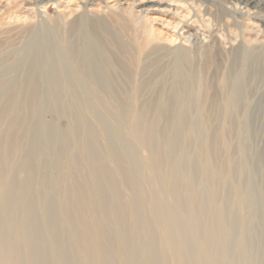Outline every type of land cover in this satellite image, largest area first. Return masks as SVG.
<instances>
[{
  "label": "rangeland",
  "instance_id": "1",
  "mask_svg": "<svg viewBox=\"0 0 264 264\" xmlns=\"http://www.w3.org/2000/svg\"><path fill=\"white\" fill-rule=\"evenodd\" d=\"M260 2L264 3V0H260ZM217 6V12L220 17L219 19H216V17L212 15L215 10L213 6L197 0H98L93 3L91 1L89 4H87L85 0H46L43 2H39V0H0V129L5 130L6 128V135L10 134L13 129L17 132V138L14 141L9 142V146L13 145L12 147L16 148V151L17 149L19 150L15 154L16 158H12L14 164L17 163L18 160L21 161V154L24 150H28L32 143H37L41 147V155L38 157V160H31V165L33 168L32 173H34L42 183V193L39 199L48 206V213L44 218L45 222L49 221L57 223L59 219L55 209V195L48 188V180L50 181V179L53 178L52 176H54L53 170L56 169L57 171H55V175H59L60 173V169L57 167V159L59 158L58 156L60 155V152H62V154L67 152V149L62 145L58 134L59 132L66 130L69 121L77 124L81 118L86 119V122L92 126L97 124L96 126L99 129V136L101 138L98 137L99 141H97L98 143L95 144V147L97 152L104 156V163L107 162L110 167H113L114 165L113 160V162L111 160L108 161L109 159L106 153L109 148H114L118 152V155L127 156V159L129 157L131 159L134 158L132 160L126 159L127 166L129 165L127 167V169H129L127 170L129 179L132 181L139 180V182H137L141 185L138 186L143 188V195L144 197L146 196L147 203L152 200L151 202L157 207V202L159 203V201L156 202L157 199L154 200L156 197H154V199L150 198L155 196V187L151 182V178L153 175H156V170L153 171L154 168H147L142 163L146 162L145 157L147 154V152L142 149V141L134 132V134L127 132L130 131V129H133L130 120L128 118L125 119L127 117L128 107H130V103L133 100H136L135 103L137 102L135 105L137 109L134 107L135 111L142 109L146 103L162 97L171 102L168 112L165 117L159 121L158 126L159 129L165 130L164 134L168 133L167 138L171 142L172 151L166 158V162L169 163L171 167L178 168V170H172L171 175L173 173L178 176L177 182L175 183V189H178L177 200L181 205V209L186 212V215L188 214L189 207L188 195L185 192L180 191L182 190L181 187L183 184H185V176L187 174L186 170L178 167V164H180L182 159L181 151L184 146L182 134H187L193 137L196 136V133L199 134L200 137L195 142L194 139H189V148L193 149L197 146V143L201 144V142L206 141L209 145L208 149L211 150V152H214L212 153L214 163H216V165L217 163L219 164L220 174L218 173V175L222 176L227 173L228 176L229 174L231 177L233 175V181L239 179L236 177L235 173L238 164V146L243 141L244 134L242 131H238L237 128L240 125L242 118L235 119L232 117H224L223 114L220 115L222 107L219 101L218 107L216 106V109L218 110H216L214 118L211 119V117H209L210 124L207 128L203 127L204 130L201 131L202 126L197 122L198 120H196L195 116L196 110L194 111V109L196 108H193L192 104H190L189 109L191 108L190 111L192 112V115L190 114L189 118H178V107L175 102L177 100V93L180 91V84L178 83L180 80L173 75L174 69L177 66H181L182 68L184 66V69L189 66L193 69V72L185 78L188 80L189 84L186 87L184 86L183 94L187 95L190 99H195L201 95L198 76L203 74V59L202 54L198 53H201L204 49L207 48L212 51L218 49L219 51L225 52L231 48L241 46L245 47L247 51H264V24L257 18L253 17L254 13L258 12L257 8L252 5L245 6L244 4L233 0L227 5L228 8H234L247 13V15L241 17L240 15H234L233 19L229 15L224 14L225 12L227 13V9H225L221 3H217ZM260 13H262V11H260ZM262 14H264V12ZM113 17H117L118 20L114 21ZM74 18H78L82 21H97L100 23V27L104 29L107 32L108 37L114 41V49L118 52V54L116 52L113 55L114 57L112 59L114 69L112 70L110 77L113 79V86L111 85L108 89L101 85L97 86L99 91L96 89L98 93L96 95H99V101H95L96 105L93 104L92 100H90L89 96L84 92L83 77L82 74L77 71L79 63V61L76 60L77 55L69 54L67 50H65L66 47L64 44H72L74 42L73 38H69L70 41L66 36L68 26ZM203 25L206 26L204 27ZM210 31H213L215 34V41L209 36ZM125 54H128L127 59ZM256 56H258V54ZM195 67L196 69H194ZM53 70H56L57 72L54 71L55 73H53ZM206 74L208 77L207 82L209 81L211 84L208 88V94H213L218 97L220 95L222 97L223 92L217 88V79L215 76L211 74V72ZM53 75H59L63 80V84L61 83L57 85V87H59L52 91L50 81ZM244 78L247 79L246 76ZM246 81L245 83L247 85L249 84V87L247 88V85H244L246 88L242 89L244 93L241 92L242 90H239L240 92H238L239 88L237 82L232 80L231 83H233L231 86L233 89L237 90L238 100L241 99L246 105H248V103L250 104L251 102H249V100L253 98L252 100L254 102L248 107H245L248 112L246 121L249 122V119H252V115L255 112L264 116V81L254 82L255 80L253 79L250 81L247 79ZM62 85L64 87L63 91H61ZM18 86L20 87L18 88ZM21 86L24 88V91H22L23 88ZM72 86L77 89L68 90L72 94L71 95L66 91V88H72ZM253 86H257V88L252 90L251 88H253ZM32 89L30 103L27 106L24 102L26 100H24L23 97H25V95ZM247 89L248 91H246ZM54 91L56 93H54ZM50 92L58 95H61L62 93L61 97H65L64 100H67L68 103V111L66 113H63L60 116L57 114L58 109H61V107H59L57 103L55 104L51 102L50 98L52 94ZM66 92L68 96L67 98L65 96ZM119 92H123V95L121 93L122 108L119 106L118 110H116L111 107L108 108L105 103H103L104 105L102 104L100 98L104 96L103 99H109L113 102L115 97L120 94ZM77 93H81L80 97L82 96V101H75L74 98L77 96ZM99 93H101V95ZM10 94L13 96L11 97L13 98L12 107L7 105V99L10 98ZM247 97L249 98L248 100ZM19 102L20 105L17 104ZM242 102H240V104H242ZM123 103H125L124 106ZM208 104L209 103L206 102L204 107L206 106L207 108ZM98 105L100 106L98 107ZM126 105L128 107H126ZM242 105V107L245 106L244 104ZM86 109H91V112L87 115H85ZM109 109L112 110L110 111ZM15 112L19 114L17 119L21 121V124L18 125L17 121L16 125L13 124L14 128H8L7 122L2 120L8 119L11 117V114H15ZM116 112L120 113V118L123 117L121 119L122 124L120 127L117 126L113 119V115H115ZM14 114H12V116ZM148 116L149 114L145 116L147 120L150 118ZM123 119L125 120V124H123ZM127 120L129 121L126 122ZM192 121L194 122L192 123ZM145 123L146 121L144 124ZM252 123L253 127L257 130L263 128V119L260 120L256 118ZM175 129L178 130L175 131ZM228 129H230L231 132L228 131ZM226 130V137L228 138L230 146L228 151H225L223 147L219 146L220 137L217 136L218 132ZM259 134L257 143H254L251 139L250 144L252 146L254 144L259 153L264 155V130L259 131ZM23 135H27V137H23ZM84 139V144L92 143L89 137ZM2 141L3 140H1L2 146H0L1 152H3L8 146L6 140L3 141L4 143H2ZM217 147H219L218 151ZM155 150L159 151L160 148L156 147ZM69 153L70 155L73 154L76 158V154L79 153L78 147H69L66 154ZM78 158H80L79 154L77 159ZM246 159L249 168H252V170L258 169L259 171L258 180L256 179V181H253L256 185L255 194L259 196L260 189L264 186V167L260 163L258 165L252 155ZM135 163L137 164V168L139 166L138 169L135 168ZM141 163L145 168H140V166H142ZM5 166L4 169H7L8 167ZM200 166L201 157H195L190 164V170L198 179L201 177ZM14 167L15 165L9 167V172H7L9 180H7V182L11 181L10 183H12L14 194L19 195V183L21 179L25 177V174ZM81 169L84 170L82 167ZM80 173H83L82 175L80 174L81 178L83 177L82 179H88V177H90L86 168L84 172L80 170ZM143 174L146 178L142 177ZM138 175H141V179ZM48 176L51 177L49 178ZM214 178L215 176H210L209 181H214ZM233 181L230 182L231 185L233 184ZM143 182L147 185H144L145 183L143 184ZM146 186L147 189L145 188ZM126 191L127 190L124 191L125 193H123V197L127 199L130 197V192ZM148 194L154 195L149 196ZM201 194L206 195V192H201ZM219 194L221 201L224 199L226 203V207H224L222 212L225 214V217H223L224 224H228L234 232L228 242L231 262H229V264L243 263L245 255L249 256L253 251L256 252L258 248L261 249L259 259L261 258V260L264 261V206L262 204H256L258 202L256 200L252 218L249 217L251 216L250 212L253 207L250 203L246 201L243 203L244 205L242 204L243 206L240 205L241 207L236 203L234 205V201L236 200H234L235 198L232 200V194L228 192L225 186L220 188ZM147 197L151 200L149 199L148 201ZM141 203H136L134 205V210L139 212L141 209V214L139 215H141L140 217L142 221L151 226L153 221H155V217L151 215L154 213L153 209L148 203L150 209L146 208L145 212L142 213L146 204ZM152 203L150 205L153 207L154 204L152 205ZM106 205L109 206V201L107 198H104L101 201V207L106 209ZM160 210V215L161 212L162 215H166H161V218L159 215L160 219L163 218L162 221L169 218L171 219L175 213V210L170 208L168 209L169 213L167 212V209L166 211L164 210V207H161ZM17 214L20 216H17ZM17 214L14 215L13 218L15 223L22 221V215L19 212ZM103 215L106 216L105 213ZM15 216L17 217L15 218ZM34 221L35 224L31 231V235L33 241H35V247L37 249L38 264H54L51 253L52 249L59 242L64 244L65 249L69 253L73 252L75 246L74 243H70L69 241L71 240L66 237L67 232H62V235H56L55 239L52 241L40 243L39 239L43 231V219L39 214H35ZM171 221L168 223L169 225H167V223H165L166 226L163 224L162 227L164 231L172 228L171 226L176 227L171 224ZM249 221L251 223H249ZM177 222L179 228L176 227L178 229L176 230V235L178 233L182 234L185 243L188 245H194V243H200L199 245H202L201 240H204L205 238L203 237L205 236L204 227L208 224L205 218L199 216L193 220H189L187 217V220L184 221L179 218ZM123 225L127 230L131 223L129 220H126ZM246 226L248 227L246 228ZM192 227H196L195 229L198 230L194 236L192 235ZM179 229L182 231L180 232ZM239 237H241L245 243L247 242V244H249V247L247 246L245 251L242 249L239 250L236 247L235 243L238 241L237 238ZM199 240L200 242H198ZM253 247H255V250H253ZM204 248V250L208 249L207 251L215 250V248H209V246L205 245ZM218 252H220V250L217 246V253ZM67 264H71L70 261H68Z\"/></svg>",
  "mask_w": 264,
  "mask_h": 264
},
{
  "label": "bare ground",
  "instance_id": "2",
  "mask_svg": "<svg viewBox=\"0 0 264 264\" xmlns=\"http://www.w3.org/2000/svg\"><path fill=\"white\" fill-rule=\"evenodd\" d=\"M40 1L43 2L46 0H39V2ZM85 1L87 4H89L91 3V1L93 3L98 0ZM197 1H203L208 5L213 6L215 10L212 15L216 17V19L220 18L217 12V3H221L223 7L227 9V13L225 12L224 14L229 15L233 19L234 15H240V17L243 15H247L246 12L227 7V5L230 4L233 0ZM236 1L244 4L245 6L252 5L253 7L257 8L258 12L254 13L253 17L257 18L264 24V14H262L264 12L263 2H260V0ZM260 11H262V13H260ZM113 20L117 21L118 18L113 17ZM100 26L101 24L97 21H82L78 18H74V20L68 26L66 35L68 39L73 38L74 42L72 44H64V46L66 47L65 50H67L69 54L77 55H75L77 58L76 60L79 61L77 71L82 74L84 92L89 96L94 105H96L95 101L99 99V95H96L98 94L96 90L98 89L97 86L101 85L108 89L113 84V79L110 77V74L114 69L112 63V59L114 57L113 55L117 52L116 49H114V41L108 37L107 32ZM203 26L205 27L206 25ZM209 36L214 41L216 40L214 38L215 34L213 33V31L209 32ZM254 51H247L245 47L237 46L225 52L219 51L218 49L212 51L206 48L201 53H198L202 54L203 71H201L203 74H200L198 76L201 95L195 99H190L187 95L183 94V88H185L189 84L188 80H186L185 78L193 72L192 67L188 66L184 69V66L183 68L181 66H177L174 69L173 75L176 76L178 80H180L178 82L180 84V91L177 93V100L175 101L178 107V118H189L190 114L192 115V112L190 111L191 108L189 109L190 104H192L193 108H196L194 109V111L196 110V120H198L197 122L202 126L201 131H203L204 128H207V126L210 124L209 117H211V119L214 118L216 110H218L216 109V106L218 107V102L220 101L219 103L222 107V112L220 115L223 114L224 117H232L235 119L242 118L237 130L240 132L242 131L244 134L243 141L238 146V164L235 175L239 179H235L234 181L232 180L233 175L232 177L230 176V174L228 176L227 173H225L226 175L222 173V176L218 175L220 170L219 164L217 163L216 165V163H214L212 155V153L214 152H211V150L208 149L209 145L206 143V141L201 142V144L195 143L197 146L193 149L189 148V139H194L195 142L200 137L199 134L196 133L195 137L187 134H182V137L184 139V146L182 147V159L180 161V164H178V167L186 170L187 174L185 176V184H183V186L181 187L182 190L180 191L185 192L188 195L189 207L187 215L186 212L181 209V205L177 200L178 189H175V183L177 182L178 176L173 173L171 175V171L178 170V168L171 167L170 164L166 162V158L172 151L171 142L167 138L168 133L164 134L165 130L159 129L158 126L159 121L163 117H165L171 104V102L164 97L146 103L144 107L139 111H135L134 109V107L136 108V100L131 101L130 99V107L126 105V107H128L129 109L127 110L128 113L125 119L128 118L130 120L133 129H130V131H127L125 128L124 129L127 132H131L132 134L135 133L136 136L142 141V149L147 152L145 157L146 162L142 163L147 168H154L153 171L156 170V175H153L151 178V182L155 187V196H153L154 194H150L153 196L150 198L154 199V197H156L154 200L157 199L156 202L159 201V203L157 202V204L160 206L156 204V207L155 204L151 202L152 200L147 197L148 201L149 199L151 200L148 203L154 212L151 215L155 217V221H153V224H151V226L142 221L140 217L141 215H139L141 214V209L139 211L140 213L134 210V205L136 203L139 204V202H142L141 204H146L144 206V209L142 207V209L144 210H142V213L145 212V209L149 208V206L146 201V196L144 197L143 195V188H140L138 186L141 185L138 184L139 180H137V182L129 179V175L127 172V170H129L127 169L129 165L127 166V160L131 158L129 157L127 159V156L118 155V152L114 148H109L107 149L108 152H105H107L106 154L109 159L108 161L113 160L114 165L113 167H110L107 162H105V164L104 156L99 154L95 147V144L98 143L97 141H99L98 137H100L99 129L96 126L97 124L94 125V127L88 124L86 122V119L84 118H81L77 124L69 121L66 130L59 132L58 134L59 139L62 145L67 149V152L69 147H78L79 153H77L76 155L78 157L79 154L80 158H75L73 154L70 155L71 152L69 154H66L67 152L65 154H62V152H60V155L58 156L59 158L57 159V167H59L60 173L59 175L57 174L58 177L56 178V169H54L53 172L55 177L52 176L53 178H51L50 181L48 180V188L55 195V209L59 218L57 223L44 221V218L48 213V206L46 205V203H43L39 199L42 193V183L41 180L38 179L34 173H32L33 168L31 165V160H38V157L42 153L41 147L37 143H32L30 148L28 150H24V152L21 154V161L18 160V162L14 164V162H12V158L15 157L16 152L19 150L17 149L16 151V148L12 147L13 145L9 146V142L14 141L17 138V132L13 129L10 134L6 135V128L5 130L0 129V144L1 140H6V142H8V146L4 149V151H0V264H38L37 249L35 247V241H33L31 235V231L35 224V214H39V216L43 219V231L39 239L40 243L52 241L53 239H55L56 235H60L62 232H67V235H64H66V237L71 240L69 241L70 243H74L75 249H73L72 253H69L65 249V246L62 242H59L55 245L51 253L54 264H67L68 261H70L71 264H229L230 253L228 242L230 241V237L234 232L233 229H231L228 224H224L223 221V217H225V214H223L222 212L224 210V207H226V203L224 199H222L221 201V197L219 194L220 188H223L225 186L228 192L232 194H230L232 196V200L234 198V200H236L234 201V205L236 203L240 206L246 201L250 203L253 207L252 211H249L251 214V216L248 215L249 217L253 218L252 213H254V204L256 200L258 201L256 204H262L264 206V186L260 189V195L257 196V194H255L256 185L253 182L256 181V179L258 180L259 171L258 169L252 170V168H249V164L248 162H246V158L252 155L255 158V162H257L258 165L260 163L264 167V155L259 153L254 144L253 146L250 144L251 139L254 141V143H257L260 135L259 131L264 130V116L260 115L258 112H255L252 115V119H249V122H247L246 118L248 116V112L247 108L245 107H248L252 102H254L252 100L253 98L249 100V102L251 103H248V105H246L240 98L239 99L241 101L238 100L237 90L233 89V87L231 86L233 83H231L232 80L234 82H237L239 88L238 92H240L239 90L244 89L247 85V79L248 81L253 79L255 80L254 82L264 81V51ZM257 54L260 57L256 56ZM125 55L127 59L128 54ZM194 69H196V67ZM54 71L57 72L56 70H53V73H55ZM208 72H211V74H213L217 79V88L222 90L223 92L222 97L219 95V97L221 98L213 94H208V88L211 85L209 81V84L207 82L208 77L206 73ZM245 76L247 77V79L244 78ZM50 82L52 91L59 87H57V85L61 83L63 84V80L59 75H53ZM248 85L246 86L247 88L249 87ZM19 87L20 86H18V88ZM63 88L64 87L62 85L61 91H63ZM256 88L257 86H253V88L251 89L255 90ZM70 89L74 90L75 87L72 86V88H66V91L69 92L68 90ZM22 91H24V88ZM32 91L33 89L28 92L25 97H23V99L26 100L24 102L25 104H27V106L30 103ZM246 91H248V89ZM67 92L65 95L66 98L68 97ZM241 92H243V90ZM54 93L56 92L54 91ZM121 93L123 95V92ZM121 93L117 97H115L113 102L109 99H103L104 96L100 98V100L102 101V104H107L108 108L111 107L118 110L119 106L121 107L122 102ZM80 94L77 93V96L74 98L75 101H82V96L80 97ZM99 94L101 95V93ZM61 95L52 94L50 98L52 103H57V105L61 107V109H58L57 111V114H59V116L68 111L67 100H64L65 97H61ZM9 97L10 98L7 99V105L10 107L13 103V98H11L13 96L10 94ZM248 99L249 98L247 97V100ZM239 101L242 102V104H244L245 106L242 107L243 105L240 104ZM20 102L17 104L20 105ZM206 102L209 103L207 105V108L206 106L204 107ZM124 104L125 103H123V106ZM99 106L100 105H98V107ZM109 110L111 111L112 109ZM16 112L15 114L12 113L14 115L12 116L11 114V117H9L8 119L2 120L7 122L8 128H14L13 124L16 125L17 121L18 125L21 124V121L17 119L19 114ZM90 112L91 109H86L85 115ZM147 114H149V120H147V118L145 117ZM113 116L115 123L120 127L122 124L121 119L123 117L120 118L121 116L119 112H116ZM256 118L260 120L263 119V128H261L260 130H257L255 129V127H253L252 122ZM129 120H127L126 122H128ZM145 121L146 123L144 124ZM193 122L194 121H192V123ZM123 124H125V120ZM176 130L178 129H175V131ZM228 131H230V129H228ZM226 135L227 130L218 132L217 136L220 137L219 146L223 147L225 151H228L230 146ZM23 137H27V135H23ZM87 137L91 139V144L83 143L85 141L84 138ZM3 141L2 143H4ZM0 146H2V144ZM156 147H159L160 150L156 151ZM218 148L219 147H217V151ZM195 157H201L200 179H198L197 176L190 170V164L193 162V159ZM143 164L142 166H140V168L144 166ZM5 165L8 167L7 169H4ZM14 165V168H17V170L25 174V177L22 178L19 183V195L14 194L12 183H10L11 181L7 182V180H9V175L7 173L9 172V167H12ZM134 165H136L135 168H137V164L135 163ZM81 167L84 168V170H82ZM85 168L90 174V177H88V179H82L83 177L81 178L80 176V170L84 172ZM210 176H215V180L209 181ZM138 177H140L141 179V175H138ZM142 177H144V174L142 175ZM232 181L233 184L231 185L230 182ZM144 183L145 182H143V184ZM144 185L147 184L145 183ZM145 188L147 189V186ZM125 190L130 192V197H128L127 199L123 197V193H125ZM201 192H206V195L201 194ZM255 197L258 198L256 199ZM104 198H107L109 201V206H107V204V208L105 207L106 209H103L104 207H101V201ZM151 203L152 205L154 204L153 207L155 208L150 205ZM161 207H164L165 211L167 209V212L169 208L175 210V213L172 216L173 218L171 217V219L169 218L162 221L163 218L160 219L162 212L161 215L159 214V210ZM18 212L22 215V221L19 223H15L13 221V218L14 215H16ZM104 213L106 214V216L103 215ZM17 216L20 215L17 214ZM17 216H15V218ZM199 216H202L208 222V224L204 227L205 236L203 237L205 238L204 240H201V246L199 245L200 243L188 245L185 243V239L182 234H175L176 230H178L177 228H179L177 221L179 218L183 219V221L187 220V217L189 218V220H193ZM126 220H129L131 223L129 229L127 230L123 227V223ZM170 221L171 224H173L177 228L171 226L172 228L164 231L162 227L163 224L165 225V223H167V225H169L168 223ZM249 223L251 222L249 221ZM247 227L248 226H246V228ZM195 228H193V230L191 229L193 236L198 232V230ZM189 232L191 233L190 230ZM237 240L238 241L235 244L239 250L242 249L243 251H245V248L247 246L249 247V244H247V242L245 243L241 239V237L237 238ZM198 242H200V240ZM204 245L209 246V248H215V250H204ZM217 246L220 250V252L218 253ZM254 248L255 247H253V250H255ZM260 255L261 249L258 248L256 252L253 251V253L249 256L245 255L243 263L241 264H264V261H262L261 258L259 259Z\"/></svg>",
  "mask_w": 264,
  "mask_h": 264
}]
</instances>
